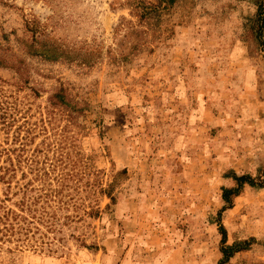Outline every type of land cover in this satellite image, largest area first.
<instances>
[{
	"label": "rangeland",
	"instance_id": "rangeland-1",
	"mask_svg": "<svg viewBox=\"0 0 264 264\" xmlns=\"http://www.w3.org/2000/svg\"><path fill=\"white\" fill-rule=\"evenodd\" d=\"M261 6L0 0V264H264Z\"/></svg>",
	"mask_w": 264,
	"mask_h": 264
},
{
	"label": "trees",
	"instance_id": "trees-1",
	"mask_svg": "<svg viewBox=\"0 0 264 264\" xmlns=\"http://www.w3.org/2000/svg\"><path fill=\"white\" fill-rule=\"evenodd\" d=\"M259 17H260V20L262 22V25H264V14H263V7L262 6L259 9ZM236 180L238 181V187H239V185L244 184L247 181L250 182V180H248L247 176H244V175L238 177ZM238 187L225 189V193L223 195V199L225 200V202H227L230 205L232 204L231 197L233 196V194H235L237 192ZM222 230L225 232L224 227H222ZM247 244H250V242L249 241L237 242L233 245L223 246L222 252H223L224 257H223V260L221 261V263L228 261L233 256L235 251L241 250L242 249L241 247H243Z\"/></svg>",
	"mask_w": 264,
	"mask_h": 264
}]
</instances>
